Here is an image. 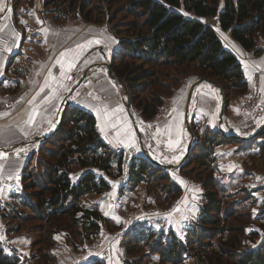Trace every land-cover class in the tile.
<instances>
[{
    "label": "trees",
    "instance_id": "obj_1",
    "mask_svg": "<svg viewBox=\"0 0 264 264\" xmlns=\"http://www.w3.org/2000/svg\"><path fill=\"white\" fill-rule=\"evenodd\" d=\"M50 3L67 4L66 12L77 11L86 22L103 21L108 13L106 19L113 22L121 10L131 16L125 27L130 34L122 36L123 31L117 28L119 47L110 62L114 73L127 85L134 107L146 119L158 114L165 94L172 91H165L170 87L166 81L173 77L164 69L196 67L199 77L212 78L223 86L227 101L232 92L248 89L239 58L224 46L216 28L204 18L216 17L219 27L246 50H254L255 54L262 51L256 48V39L264 35V0H126L123 8L111 13L98 10L96 5L91 7L88 0H44L45 6ZM94 9L101 14L99 17L93 16ZM181 9L195 17L186 16ZM210 126L203 132L201 146L195 144L184 163L204 167L200 180L205 198L196 223L184 239L173 231L168 232L169 238H164L162 232L142 229H137L136 235L159 254V264H183L187 256L195 257L199 264H264V238L256 248L244 249V225L227 224L229 217L237 214L222 208L210 167L216 159L213 148L235 140ZM261 147L264 150V142ZM27 152L22 190L12 194L10 207L3 209L1 216L7 221L8 231L25 230L33 237L31 245L38 246L42 262L47 264L56 234L66 233V241L77 245L84 238L96 236L102 225L108 224L109 219L99 209L85 207L82 198L110 190L111 184L95 170L111 176L115 165L117 175H122L125 150L114 149L104 141L92 112L71 104L62 126L40 141L38 149ZM80 170L81 175L73 181L71 175ZM127 175L130 187L146 182L172 200L182 192L168 170L140 155L132 157ZM138 246L131 244L128 254L143 252ZM137 261L138 257L133 256L132 263ZM21 263L18 256L5 253L0 243V264Z\"/></svg>",
    "mask_w": 264,
    "mask_h": 264
},
{
    "label": "rangeland",
    "instance_id": "obj_2",
    "mask_svg": "<svg viewBox=\"0 0 264 264\" xmlns=\"http://www.w3.org/2000/svg\"><path fill=\"white\" fill-rule=\"evenodd\" d=\"M88 2L91 7L96 5L98 10L103 9L105 12L110 10V13L121 7L123 8L126 4V0H88ZM0 4L3 8L5 6L4 0H0ZM5 7L7 9L5 8L4 20H0V26L6 18L8 20H15L17 13H20V11L29 13L31 10L40 14L42 20L46 17L50 21L56 22L57 25H64L65 22L72 24L74 32L87 24L83 16L77 11L66 12L68 8L67 4L56 6L54 3H50L45 6L44 0H12L10 5ZM9 8L11 11H8ZM96 11L94 9L92 14L99 17L101 14ZM181 11L186 16L195 17L191 12L183 9ZM1 12L0 15H2ZM107 15L103 21L89 23L97 24V27L102 28V31H112L116 35L119 31L117 28L123 31L121 33L122 36L130 34L131 31L125 29L126 24L131 20L130 15L122 10L118 11V14L114 16L113 22L106 19ZM203 21L210 23L218 32H221L216 17L204 18ZM100 28L89 26L86 29L90 31V33L87 32L88 34H93L96 31H101ZM92 30L93 32H91ZM113 52H111V55H107L106 53L108 58L112 56ZM110 59L111 57L108 59L109 62ZM164 71H169L173 77V79L166 81L170 87L165 91H172L169 94H165L158 114L153 118L146 119L141 115L140 109L136 107H134V114L140 124L145 147L152 153L150 154L158 159L171 160L177 157L180 160L191 138L184 123V109L188 89L191 83L199 77L198 69L190 66L181 68L179 71H173V69H164ZM78 73L79 71L74 68L73 78L70 82L73 83L79 78L80 74ZM104 73V76L99 77V75H95L92 79H107L106 81L109 84L104 85L102 82L100 85H103L102 88H104L106 93L121 96L119 105L123 113L115 111L118 107L113 108V112H117L114 113L115 117H101L99 119L101 120V126L104 128V131L112 129V124L116 125L115 128L119 126H122V128L126 127L130 133V137H135V146L125 151L124 173L118 176L116 168L112 171L110 177L118 183L114 196L105 197L101 201V203L105 202L103 205H105L106 211L103 212L106 215L102 213L101 209L100 211L109 219L108 224L102 225L101 230L96 236L84 238L77 245L66 241L63 246H60L55 241L56 244L49 250L51 259L47 264H133V256L138 257L136 264H159V254L151 251L149 244H144L145 241L139 239L135 231L142 229L155 233L162 232L164 238H169L168 232L173 231L177 236L184 239L188 230L199 218L204 204V188L200 180L204 167L193 162L183 164L178 168L166 169L172 176V180L179 184L182 189L181 194L173 200L159 192V188L155 185L148 186L146 182H142L135 187H130V184L126 182L128 178L127 170L132 157L138 155L147 159L148 157L141 150L132 121L127 114L124 104L125 91L117 81H112L109 78L106 70ZM161 80L166 79L162 77ZM91 84H88V87L90 85V89L92 88ZM86 85L84 82L79 87L78 94L72 96V99L74 98L72 100L73 105L79 106L81 103V93L87 90ZM206 85L207 88L217 91L216 88H212L208 84ZM111 86L114 88L113 90ZM152 89L154 91L155 87ZM195 97L196 93H194V99ZM85 98L87 97L83 99ZM194 99L190 108L192 115L191 126H194L195 134L193 146L197 143H200L201 146L203 143V132L210 124L198 118L194 120ZM210 127L215 128L212 125ZM123 131L126 130L120 129V132L123 133ZM170 140L172 141L171 146L169 145ZM228 144L230 143H223L213 148L216 159L210 168L216 181L215 189L218 192L222 208L224 210L230 209L229 213L235 211V214H237L234 218L229 217L227 224L231 225L237 222L244 225L245 235L242 241V248H256L261 239L264 238V150H260L258 157L254 155L241 156L242 153L237 150L238 148L231 149ZM34 147L35 149L39 148V146ZM218 147H221V149H218ZM20 151L16 150L17 153L22 152ZM172 162H177V160ZM94 200V197L85 198L84 206L97 208L100 202L98 204L93 203ZM9 207L8 203L1 204L0 216L2 210ZM117 217H119V221L116 219ZM4 221V225H0V237H2L0 243L4 252L18 256L22 262L21 264H44L42 262V253H39L37 250L38 246L31 245L33 237L29 233L24 232L25 230L17 233L8 231L7 221L5 219ZM255 232L257 234L254 236L253 233ZM155 238L158 239L159 237L157 238L156 236ZM133 243H137L138 247L143 249V252L139 251L138 254L129 255L127 250ZM183 264L199 263L195 257L187 256Z\"/></svg>",
    "mask_w": 264,
    "mask_h": 264
},
{
    "label": "crops",
    "instance_id": "obj_3",
    "mask_svg": "<svg viewBox=\"0 0 264 264\" xmlns=\"http://www.w3.org/2000/svg\"><path fill=\"white\" fill-rule=\"evenodd\" d=\"M29 13L20 11L15 20L6 18L0 26V41L3 42H0V148L19 145L16 150H22L21 153L15 150L11 153L5 152L3 156H0V205L9 204L12 194L21 192V174L28 158L27 151L40 145L38 141L20 146L21 142L32 140L37 135L48 133L56 127L62 100L72 84L65 76L73 75L74 68L80 74L94 62L109 61L111 56L108 58L107 55L115 52L120 42L118 35L112 31L104 29L102 31L97 24L87 22L74 32L73 25L68 22L64 25H57L45 16L42 20L41 15L33 10ZM21 21H26V23H21ZM89 26L100 28L101 31L95 30L93 34H88L90 33L87 30ZM218 34L224 46L232 50L239 58L248 81V89L245 92L230 94L224 116V128L231 133L249 135L260 127L264 119V112H257L256 109L258 104L264 103V35L260 34L256 39V48H261L262 51L255 54L254 50H246L234 40L228 31L221 29ZM77 45L83 47L78 48ZM5 48H10L11 51H5ZM68 49L73 51L66 57H61V53ZM57 60L62 62L63 68ZM69 62L75 63V67L70 71L67 67ZM104 71L105 69L98 68L89 72L85 81L87 90L81 93L79 106L96 116L100 136L110 147L126 151L130 148L126 146L130 139V133L126 127H112V129L101 131L102 126L99 119L104 116L115 117L113 113L117 112H113V108H120L119 100L121 99L120 95L108 94L102 88L103 85H100L102 82L104 85L109 84L107 79H92L95 75L104 76ZM93 81L95 83L99 81V83L95 84ZM88 84H91V89ZM206 86V84L201 85L195 92L193 118L207 121L205 123L217 128L220 103L218 91ZM42 88L43 91H41ZM111 88L114 89L112 86ZM77 94L78 90L74 95ZM84 97L87 98L83 99ZM104 108H107V114L97 111V109ZM30 117L34 118L31 123L29 122ZM120 129L126 131L122 133ZM117 131L121 133L120 136H117ZM262 142H264V134L253 141H234L228 146L231 149L238 148L237 150L242 153L241 156L258 157L262 150ZM95 171L105 176L111 188L103 193L92 192L85 195L82 198V204L84 205L85 198L94 197L93 203L100 202L97 208L106 215L103 212L106 211L103 205L105 202L101 203V201L105 197L114 196L118 183L101 171ZM81 173V170L73 173L71 175L73 181H76ZM4 223V219L0 216V225ZM55 241L63 246L66 243V233L56 234Z\"/></svg>",
    "mask_w": 264,
    "mask_h": 264
},
{
    "label": "water",
    "instance_id": "obj_4",
    "mask_svg": "<svg viewBox=\"0 0 264 264\" xmlns=\"http://www.w3.org/2000/svg\"><path fill=\"white\" fill-rule=\"evenodd\" d=\"M11 1L12 0H10L9 3ZM1 18H2V15H0V19ZM98 68L105 69L109 78L112 81H117L120 84V86L123 88V90L125 91L124 104L126 107L127 114L132 121V124H133L134 130L136 132V135L138 138V143L141 147V150L145 153V155L148 157V159L152 163H154L155 165L160 166L164 169H172V168H178V167L182 166L185 163L188 156L190 155V152L192 151L193 139H194L195 134H194V130L192 129V126H191L192 115L190 113V108H191V104H192V101L194 98V93L196 92V90L201 85L208 84V85L216 88L218 91L220 103H219L217 129L221 132V134L225 138L230 139V140H235V141H249V140L255 139V138L264 134V119H263L260 127L256 131H254L253 133H251L249 135H240V134L231 133V132L226 131L224 128V116H225L226 107H227V99H226V95H225L223 86L212 78L200 76V77L196 78L191 83V85L188 89L187 98H186V102H185L184 123L186 125L188 132L191 135V138H190L188 145H187V148H186V152H185L186 154L178 163H174L171 160L154 158L150 154L149 150L145 147L143 135H142V132L140 129V124L137 121L136 116L134 114V105L132 103L131 94H130V91H129L127 85L125 84V82L123 81L122 78H120L119 76H117L114 73V70L112 68V63L107 61V60H103V61H97V62L92 63L82 73H80L79 78L71 84V86L69 87L68 91L65 93L64 98L62 100V104H61V108H60V114L58 117V123L56 124V127L48 133H42L40 135H37L32 140L22 141L20 146H26L28 144L38 142V141L42 142V141L48 139L50 136H52L62 126V124L64 122L67 110L70 107V105L72 104V102H71L72 101V99H71L72 95H74L75 92L78 90V88L86 81V79L88 78L89 72L92 70H96ZM72 78H73V75H71V79H69V80L71 81ZM18 147H19V145H12L9 148L2 147V148H0V150L1 151L3 150L7 153H11V152L15 151ZM29 153L30 152H27V154H29Z\"/></svg>",
    "mask_w": 264,
    "mask_h": 264
},
{
    "label": "snow or ice",
    "instance_id": "obj_5",
    "mask_svg": "<svg viewBox=\"0 0 264 264\" xmlns=\"http://www.w3.org/2000/svg\"><path fill=\"white\" fill-rule=\"evenodd\" d=\"M3 10L4 9L2 7H0V11H3ZM8 11H11V9L9 8ZM29 14H31V13H29ZM21 23H26V21H21ZM38 23H42V22L41 21H38ZM97 43H98V41H97ZM77 47L78 48H82L83 46L82 45H77ZM4 50L5 51H11L10 48H5ZM72 51H73L72 49L66 50V52L61 53V57H66ZM57 63L60 64L61 67L63 68L64 65L62 64V62L60 60H57ZM67 67H68V70L70 71L73 67H75V63L74 62H69L68 65H67ZM61 74L63 75V73H61ZM65 78L66 79H71V76H65ZM41 91H43V88L41 89ZM46 99H47V97H46ZM97 111L98 112H103V113L107 114V108L97 109ZM115 111H122V109L117 108ZM33 119H34L33 117H30L29 118V122L31 123ZM112 127H116V125L115 124H112ZM103 130H104V128L102 127L101 128V131H103ZM120 135H121V133L119 131H117V136H120ZM121 142H123V141H121ZM177 143H178V141H177ZM171 144H172V141L170 140L169 141V145L171 146ZM126 146H129V147L135 146V137L134 136H131L130 137L129 142H128V144ZM3 155L4 154L2 152H0V156H3ZM181 183H183V181H181ZM116 219L119 221V217H117ZM0 239H2V237H0Z\"/></svg>",
    "mask_w": 264,
    "mask_h": 264
},
{
    "label": "bare ground",
    "instance_id": "obj_6",
    "mask_svg": "<svg viewBox=\"0 0 264 264\" xmlns=\"http://www.w3.org/2000/svg\"><path fill=\"white\" fill-rule=\"evenodd\" d=\"M9 1H10V0H4L5 6L10 5ZM5 6L3 7L4 10L1 12V13H2V17H3V15H4L5 12H6L5 10L7 9ZM5 8H6V9H5ZM1 19H2V18H1ZM1 19H0V20H1ZM59 113H60V111H59ZM58 115H59V114H58ZM58 117H59V116H58ZM57 123H58V121H57ZM57 123H56V124H57ZM186 148H187V147H186ZM0 152L5 153V151H3V150H2V151L0 150ZM149 152H150V151H149ZM185 152H186V150H185ZM150 153H151V152H150ZM151 154H152V153H151ZM185 154H186V153H184V155H185ZM184 155H183V157H184ZM153 156H154V155H153ZM183 157H182V158H183ZM182 158H181V159H182ZM163 159H164V158H163ZM181 159H180V160H181ZM171 160H172V161H176V160H177V162H174V163H178V162L180 161L179 158H177V157H174V158H172Z\"/></svg>",
    "mask_w": 264,
    "mask_h": 264
},
{
    "label": "built area",
    "instance_id": "obj_7",
    "mask_svg": "<svg viewBox=\"0 0 264 264\" xmlns=\"http://www.w3.org/2000/svg\"><path fill=\"white\" fill-rule=\"evenodd\" d=\"M2 42V41H1ZM3 43V42H2ZM251 106V105H250ZM257 112H264V103H260L256 106Z\"/></svg>",
    "mask_w": 264,
    "mask_h": 264
}]
</instances>
